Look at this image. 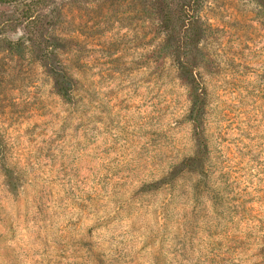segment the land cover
Here are the masks:
<instances>
[{"label": "rangeland", "instance_id": "rangeland-1", "mask_svg": "<svg viewBox=\"0 0 264 264\" xmlns=\"http://www.w3.org/2000/svg\"><path fill=\"white\" fill-rule=\"evenodd\" d=\"M0 264H264V0L0 2Z\"/></svg>", "mask_w": 264, "mask_h": 264}, {"label": "trees", "instance_id": "trees-1", "mask_svg": "<svg viewBox=\"0 0 264 264\" xmlns=\"http://www.w3.org/2000/svg\"><path fill=\"white\" fill-rule=\"evenodd\" d=\"M11 1H15V0H0V2H11Z\"/></svg>", "mask_w": 264, "mask_h": 264}]
</instances>
